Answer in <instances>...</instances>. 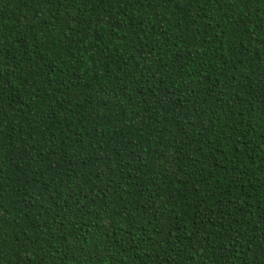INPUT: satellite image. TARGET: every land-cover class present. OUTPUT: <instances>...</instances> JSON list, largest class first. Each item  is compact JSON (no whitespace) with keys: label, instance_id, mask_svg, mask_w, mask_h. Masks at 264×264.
<instances>
[{"label":"trees","instance_id":"1","mask_svg":"<svg viewBox=\"0 0 264 264\" xmlns=\"http://www.w3.org/2000/svg\"><path fill=\"white\" fill-rule=\"evenodd\" d=\"M0 264H264V0H0Z\"/></svg>","mask_w":264,"mask_h":264}]
</instances>
